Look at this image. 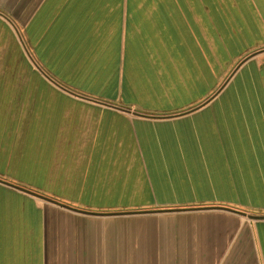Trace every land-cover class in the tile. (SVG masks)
I'll use <instances>...</instances> for the list:
<instances>
[{
    "label": "crops",
    "instance_id": "1",
    "mask_svg": "<svg viewBox=\"0 0 264 264\" xmlns=\"http://www.w3.org/2000/svg\"><path fill=\"white\" fill-rule=\"evenodd\" d=\"M261 54L264 0H0V179L60 205L2 182L0 192L39 217L91 222L88 234L106 221L144 224L90 246V264H233L235 233L214 261L188 260L179 234L189 214L221 213L227 227L234 213H113L264 209ZM246 84L261 96L224 97ZM79 229L66 233L70 247L84 242ZM242 230L253 239L239 220ZM0 232V264H59L43 231Z\"/></svg>",
    "mask_w": 264,
    "mask_h": 264
},
{
    "label": "rangeland",
    "instance_id": "2",
    "mask_svg": "<svg viewBox=\"0 0 264 264\" xmlns=\"http://www.w3.org/2000/svg\"><path fill=\"white\" fill-rule=\"evenodd\" d=\"M257 63L262 61L264 59V54L256 55L254 58ZM228 75V74H227ZM226 74L224 75L227 76ZM223 78V77H221ZM224 79V78H223ZM235 84L239 82H244L243 75L242 77H237L235 80ZM233 84V85H235ZM239 88V87H238ZM236 89L235 94L233 97H242L244 96L242 93H240V96H238L239 89ZM234 90V86H232L228 93L225 94V96H231L232 92ZM32 206L28 203H21L18 199H16L15 196H11L9 194H3L0 192V231L2 230V227H5L9 224L13 225V227L19 226L23 227L27 230L32 231L35 230H41L45 233L43 235L44 241L48 242L51 246L56 245L60 249L56 250H50V253H53L57 259V262L59 264H90L89 258H88V251L86 249H89L90 246H97V245H105L112 242V239L115 238V233H119L123 237H132V235H137L138 231L142 229L144 226L143 223H137V220L134 219H124V220H113V221H106L105 225L108 230L105 231H99L97 234H88L90 229L91 222L87 223L85 221L81 222H75L69 219H64L56 216L53 214L52 211L43 210V213L39 217L38 215H34L31 213ZM244 211L250 215H256V216H264V210L262 211H248L247 209H237ZM237 216V215H236ZM239 217V220L247 221L251 225L252 233H253V239L251 237V244L252 247L256 251V257L257 262L260 261V264H264V221H259L260 219H252L248 218L246 216H237ZM187 225L183 226L184 228H188L185 234L181 231V235L183 237L188 238L189 242L195 245H198V247L202 246V238L205 240V230L204 225L205 221H203L200 216L193 217L189 216L186 217ZM149 224H147L148 226ZM256 225V228L258 230V237H256L254 232V226ZM150 226V225H149ZM70 227H79L81 231H84L83 233H80L85 237V240L83 243H80L79 245H71L70 243H65L66 241V233L70 230ZM116 227L118 230H116ZM236 223L233 221L230 222L229 228L225 229L221 234L217 235V241L215 245H218V247H222V240L223 237H231L234 233V230H236ZM88 228V229H87ZM182 228V227H181ZM182 230V229H181ZM245 230L242 231L244 233ZM203 232V233H202ZM210 232V231H208ZM135 233V234H133ZM38 235V234H37ZM237 231L235 232V239H237V236H239ZM3 234L0 232V243H1V237ZM70 237V234L67 235ZM246 236V233H245ZM183 238V239H184ZM215 238L213 236L211 239ZM246 238L241 239V241H245ZM210 241V239L208 240ZM198 242V243H197ZM47 244V245H49ZM70 248H66V247ZM0 247H5L4 243L0 244ZM64 247V248H63ZM261 249H259V248ZM4 250V249H2ZM1 251V250H0ZM6 249L4 250V252ZM214 254L212 253L213 257L216 256L217 251L213 250ZM241 249L235 250L232 257V263L233 264H239L240 258H241ZM1 253V252H0ZM225 253V251H224ZM262 256V257H261ZM262 258V259H260ZM221 259V258H220ZM52 261L55 260L51 259ZM50 260H48L49 262ZM225 261V260H224ZM262 261V262H261Z\"/></svg>",
    "mask_w": 264,
    "mask_h": 264
},
{
    "label": "trees",
    "instance_id": "3",
    "mask_svg": "<svg viewBox=\"0 0 264 264\" xmlns=\"http://www.w3.org/2000/svg\"><path fill=\"white\" fill-rule=\"evenodd\" d=\"M251 76H253L254 78H252ZM244 81H256L257 82V72L256 74H252V75H246L243 77ZM241 85V84H240ZM238 85L236 84V87ZM247 88L245 89H239V92H238V96H240V93H242L244 96L242 97H253V96H261L260 95V90L258 89H250V84H246ZM237 89V88H236ZM236 89L233 90L232 92V95L231 96H225L224 94V97H232L234 94H235V91ZM229 91V90H228ZM228 91L226 92V94L228 93ZM264 209H256V208H251V209H248V211H262ZM189 216H193V217H198L200 216V218L205 221V225H204V230H205V240H203L202 238V246L199 248L197 245H196V248L192 249L193 248V244L190 243L188 240V238H184L183 235L179 234V237H180V240H184L182 242H184L186 244V246L188 247V249H186V254L188 256V260H190L191 258H196L198 261H206V260H210V261H214V260H219L224 251H225V248L227 246V244L229 243V241L231 240L232 236L231 237H223V240H222V247H218V245H215L216 241H217V235L221 234L225 229L229 228L230 226V222L232 223L233 221L236 223V230L238 228V224H239V217L237 216H233V217H230L228 216V226L227 227H222L221 226V223L223 222V217L221 213H214V214H207V215H201V214H189L186 217H189ZM218 220V226L214 229V226H215V221ZM188 228H185L184 230V234L185 236L187 235L185 233V231H187ZM236 230H234V233L236 232ZM212 232L213 236H215V238L211 239L213 236H211V233ZM243 231V230H242ZM242 231L240 232L241 235L237 236V239H235V242L233 244V247L232 249L228 252L226 258H225V261H230L232 260V257H233V253L235 250H242L241 251V258H240V261H239V264H258L257 262V257H256V251L254 250V248L252 247L253 245L251 244L250 242V237L248 236H245V231L244 233H242ZM203 233V232H202ZM233 233V234H234ZM208 234V235H206ZM184 238V239H183ZM243 238H246L245 241H241V239L243 240ZM210 239V241H208ZM198 243V242H197ZM195 245V244H194ZM206 246H210V247H214L212 249H208V248H203V247H206ZM217 251L216 253V256L213 257L212 253L214 254V251ZM233 261V260H232Z\"/></svg>",
    "mask_w": 264,
    "mask_h": 264
},
{
    "label": "water",
    "instance_id": "4",
    "mask_svg": "<svg viewBox=\"0 0 264 264\" xmlns=\"http://www.w3.org/2000/svg\"><path fill=\"white\" fill-rule=\"evenodd\" d=\"M259 51L257 52H254V53H251L250 55H248L247 57H245L244 59H242L235 67V69L232 71V73L228 76V78L226 79V81L219 87V89L213 93L211 95V97H209L206 101H204L202 104L196 106V107H193L192 109L186 111V112H190V111H193L195 110L196 108H199L201 107L202 105L206 104L211 98L215 97L218 93H220V91L224 88L226 82L232 77V75L235 73V71L245 62L247 61L248 59H250L251 57H253L255 54H257ZM124 110V109H123ZM183 114V113H182ZM0 182H2L3 184H6L10 187H13V188H16L18 190H21L23 192H26L28 194H31L33 196H36V197H39V198H42L48 202H51V203H54V204H59L57 203L56 201L50 199V198H47V197H43L42 195H39L37 193H34L32 191H29L25 188H22V187H19V186H16L14 184H11V183H8V182H5V181H2L0 179ZM60 205V204H59ZM64 207L66 208H70L68 206H65L63 205ZM72 209V208H70ZM76 210V209H75ZM199 210H223V211H227V212H231V213H234L236 215H240V216H246L248 218H252V219H264V216H256V215H250L244 211H241V210H237V209H233V208H230V207H223V206H198V207H179V208H167V209H154V210H140V211H128V212H118V213H113V214H149V213H166V212H185V211H199ZM78 211V210H77ZM81 212H84V213H88V214H110V213H95V212H87V211H81ZM112 214V213H111Z\"/></svg>",
    "mask_w": 264,
    "mask_h": 264
}]
</instances>
